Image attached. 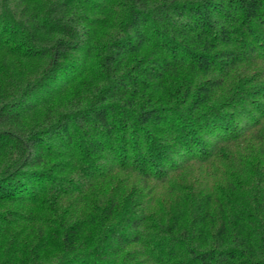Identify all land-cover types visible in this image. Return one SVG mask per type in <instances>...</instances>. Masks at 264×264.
<instances>
[{
  "label": "trees",
  "instance_id": "trees-1",
  "mask_svg": "<svg viewBox=\"0 0 264 264\" xmlns=\"http://www.w3.org/2000/svg\"><path fill=\"white\" fill-rule=\"evenodd\" d=\"M0 264H264V0H0Z\"/></svg>",
  "mask_w": 264,
  "mask_h": 264
}]
</instances>
